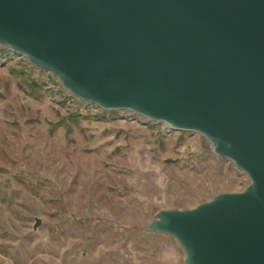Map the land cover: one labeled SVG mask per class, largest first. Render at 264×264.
<instances>
[{"label": "water", "instance_id": "1", "mask_svg": "<svg viewBox=\"0 0 264 264\" xmlns=\"http://www.w3.org/2000/svg\"><path fill=\"white\" fill-rule=\"evenodd\" d=\"M0 46L100 109L202 136L248 185L144 232L185 264H264V0H0Z\"/></svg>", "mask_w": 264, "mask_h": 264}, {"label": "rangeland", "instance_id": "2", "mask_svg": "<svg viewBox=\"0 0 264 264\" xmlns=\"http://www.w3.org/2000/svg\"><path fill=\"white\" fill-rule=\"evenodd\" d=\"M247 185L202 136L100 109L0 46V264H185L144 229Z\"/></svg>", "mask_w": 264, "mask_h": 264}, {"label": "built area", "instance_id": "3", "mask_svg": "<svg viewBox=\"0 0 264 264\" xmlns=\"http://www.w3.org/2000/svg\"><path fill=\"white\" fill-rule=\"evenodd\" d=\"M14 53V52H13ZM15 54V53H14ZM17 55V54H16Z\"/></svg>", "mask_w": 264, "mask_h": 264}]
</instances>
